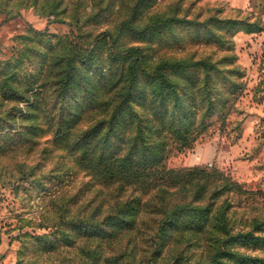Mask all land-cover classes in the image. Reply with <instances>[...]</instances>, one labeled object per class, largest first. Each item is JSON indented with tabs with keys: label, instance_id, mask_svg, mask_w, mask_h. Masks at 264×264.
Here are the masks:
<instances>
[{
	"label": "rangeland",
	"instance_id": "rangeland-1",
	"mask_svg": "<svg viewBox=\"0 0 264 264\" xmlns=\"http://www.w3.org/2000/svg\"><path fill=\"white\" fill-rule=\"evenodd\" d=\"M255 17L264 21L226 0H0V264H208L215 240L212 264H264V39L241 35L254 34L241 29ZM172 58L218 66L208 104L196 68L157 99L147 74ZM132 68L141 78L128 85ZM126 91L130 106L118 105L108 130ZM169 104L178 110L164 115ZM133 111L166 155L109 171L102 158L124 151ZM195 167L216 186L213 208L178 210L156 229L152 197L168 207L182 188L151 180Z\"/></svg>",
	"mask_w": 264,
	"mask_h": 264
},
{
	"label": "trees",
	"instance_id": "trees-1",
	"mask_svg": "<svg viewBox=\"0 0 264 264\" xmlns=\"http://www.w3.org/2000/svg\"><path fill=\"white\" fill-rule=\"evenodd\" d=\"M241 31H243L244 33L262 32L264 31V21L262 20V18H259V17L257 18L255 17L253 21L246 20L244 21L243 29H241ZM217 67L218 66H216L214 62H212L211 60H207V59L172 58L168 60H160L159 62H157L153 72L147 75L149 76V79L152 80L154 84L158 85L160 89V97H157V99L160 98V100L164 102L166 96H169V94L164 96L165 92L168 91L167 86L170 87L169 84L173 83V80L171 77L175 76L176 72L180 70H184L186 68L199 69V71L202 73V87H204L203 92H204L205 100L208 104L210 101V96L208 93L209 91L205 85L208 84L209 82V77H210L209 73L213 69H216ZM68 78L69 76H68L67 71H64L62 73V77L60 78L59 84L63 86L64 84L67 83ZM126 78H128L127 84L129 85L131 80H133L134 78H141V75L140 73L137 72V69L132 68V70H129V69L127 70L125 79ZM171 89L172 90L170 94L172 96L173 94L177 96V91L175 90V88H171ZM61 93L64 94L65 90H62ZM129 100H130V92L126 91L125 93H123L122 97L120 98V103L116 104L114 107L109 109V115H108L109 117L107 120V126L109 127L108 130L111 129L110 121L116 114L117 110L120 109L119 113L121 111H122L121 113H123L124 109H122V106L118 107V105L124 104V106L128 105L129 107L130 106ZM169 106L170 104L168 106L165 105L163 107L165 111L164 115H168L170 110L172 111L178 110V108L174 104L170 107ZM157 107L159 108V105H157L156 108ZM59 111H61V108H59ZM60 115L62 114L60 113ZM132 116H133L132 121H134V123L131 121L130 122L133 125L134 133L127 140L126 142L127 144L124 148V151L122 153L117 151V153H121V154H117V153L110 154L102 158V160H105V163L107 165L106 166L107 170L109 171H111L112 166H114L115 164L119 167H123L122 169L125 171L126 170L130 172L138 171L140 167H144V166H142L139 163V161H134V160L138 159L139 158L138 156H140L141 154H147L148 156L155 154L154 156L158 157L159 160H156L152 164V166L153 165L160 166L162 157L166 155L167 148L165 144L161 146L162 148L159 151L155 152L153 150L154 149L153 146L150 145V142L147 143L145 141L144 124L141 120V117L135 111L132 112ZM57 127L58 125L55 126V129ZM186 139L187 138H185L183 141H185ZM106 142L108 143V139ZM152 166H151V169H152ZM201 171L202 169L200 167H195L193 169L165 170V171L160 172L164 176L165 184H159L158 179L151 180L152 183L148 185L149 188L157 187V189H162L163 187L173 186V185L175 187L182 188V190L180 191L181 194L178 197L173 195V197L168 200V207L165 206V203H167V201L162 202V198L160 196L161 193H155V195L152 197L151 200L154 202V205L155 204L159 205V209L157 213L158 218L150 221L151 223L155 225L156 229L157 227L160 228L162 225H164L169 218L170 219L173 218L176 214L175 212L178 210H182V211L186 210L187 212H190V213L200 214V213L205 212V210H209L213 208V205L210 203L212 202L213 196L216 195L215 194L216 186L213 185L211 187L210 184H203L202 180L197 179L196 175L201 173ZM125 177L128 181V180L134 179L135 176H125ZM201 188H204L210 191L209 192L210 196H208L205 201L200 202L199 204L197 201H192L190 199H187L189 194H192L193 192H199ZM162 190H165V189H162ZM140 202L141 204L144 203L139 199L138 203ZM141 206L143 207L141 211L145 210L144 208L145 206L144 205H141ZM163 207H166V208H163ZM221 218H223V214L221 215ZM141 221L142 223L147 222V221H144L143 218ZM192 225L194 227H199L200 221ZM210 247L214 248V252L208 264H212V261L215 259L214 257L217 256L218 251L220 249V242L218 240H215L214 242L210 244Z\"/></svg>",
	"mask_w": 264,
	"mask_h": 264
},
{
	"label": "crops",
	"instance_id": "crops-1",
	"mask_svg": "<svg viewBox=\"0 0 264 264\" xmlns=\"http://www.w3.org/2000/svg\"><path fill=\"white\" fill-rule=\"evenodd\" d=\"M231 4V8L248 10L254 14L261 13L264 16V0H226ZM244 39L259 41L264 39V31L253 35L241 34ZM240 35V36H241Z\"/></svg>",
	"mask_w": 264,
	"mask_h": 264
}]
</instances>
